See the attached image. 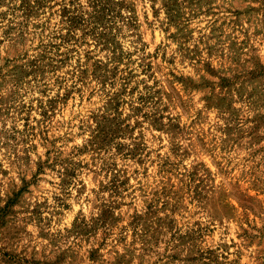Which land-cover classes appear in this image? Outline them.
<instances>
[{"label": "rangeland", "instance_id": "1", "mask_svg": "<svg viewBox=\"0 0 264 264\" xmlns=\"http://www.w3.org/2000/svg\"><path fill=\"white\" fill-rule=\"evenodd\" d=\"M0 264H264V0H0Z\"/></svg>", "mask_w": 264, "mask_h": 264}]
</instances>
